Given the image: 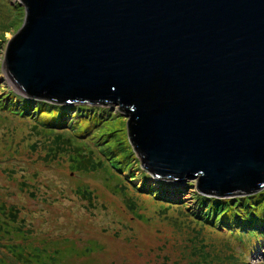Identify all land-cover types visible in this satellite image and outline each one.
<instances>
[{"label": "water", "instance_id": "obj_1", "mask_svg": "<svg viewBox=\"0 0 264 264\" xmlns=\"http://www.w3.org/2000/svg\"><path fill=\"white\" fill-rule=\"evenodd\" d=\"M4 72L23 97L124 109L156 179L264 189V0H19Z\"/></svg>", "mask_w": 264, "mask_h": 264}, {"label": "rangeland", "instance_id": "obj_2", "mask_svg": "<svg viewBox=\"0 0 264 264\" xmlns=\"http://www.w3.org/2000/svg\"><path fill=\"white\" fill-rule=\"evenodd\" d=\"M24 20L19 0H0V202L14 207L18 222L34 232L32 244L58 242L55 247L65 250L60 264H204L209 252L220 261L213 264H264V190L201 203L196 179L154 178L142 169L117 105L37 101L31 119L7 108L22 110L26 99L4 72L7 43ZM59 134L72 145L55 146ZM74 145L103 161V168L72 170ZM114 185L123 192H114ZM84 189L90 202L79 193ZM226 213L233 221L232 215L246 214L238 217L244 229L225 225ZM247 235L255 239L245 246ZM85 248L89 253L73 251Z\"/></svg>", "mask_w": 264, "mask_h": 264}, {"label": "trees", "instance_id": "obj_3", "mask_svg": "<svg viewBox=\"0 0 264 264\" xmlns=\"http://www.w3.org/2000/svg\"><path fill=\"white\" fill-rule=\"evenodd\" d=\"M24 100L25 104L22 105V110H19V107H13L8 106V109H12L13 111L17 112L18 114L23 113L24 116L28 118H34L33 111L31 108H33L31 105L36 103L37 101L44 102L43 99H33V98H26L22 99ZM46 102V101H45ZM0 105L3 107V104L0 103ZM30 105V106H29ZM74 105V104H73ZM87 105V104H85ZM112 104H98L94 106H110ZM21 106V105H18ZM92 106V105H89ZM118 110L122 113H124V109L117 106ZM36 116V115H35ZM37 119L41 121L38 117ZM42 123V121H41ZM35 128V127H33ZM36 129V128H35ZM55 146H67L70 147L72 144L69 140H64L63 135L59 134L54 139ZM91 153H88V155H85L84 147L82 145H74L72 156H70V168L72 170L76 171H96L98 169H102L101 164L103 161H101L99 158L96 161L93 159ZM119 162V161H118ZM113 163H116V160H113ZM125 165L123 164L122 167ZM147 171V170H144ZM116 174V173H115ZM117 178H122L120 174H116ZM167 181V179H164ZM123 183L128 185L126 181L123 180ZM164 185V181L159 182V185ZM122 191L123 187H119L118 185H114L113 191ZM264 190V189H263ZM79 193H81V196L84 199H87L89 202L91 201V192L84 189L82 191L79 190ZM194 195L200 199L201 203L205 201H211V198L215 197L214 195H203L200 194V192H195ZM245 196V195H244ZM233 199V198H232ZM228 203L230 202L229 199L226 200ZM126 207L129 211L134 212L135 209V202L134 200H131L130 198L125 200ZM230 210V209H229ZM246 212L248 211V208L245 207ZM17 210L13 207L6 206L5 203L0 202V264H60V260H62L63 252L59 248L55 247L58 245V242H55V240H37L39 245L32 244L33 240H35V234L34 232L29 228H25L24 224L21 222H18V214ZM246 215V214H244ZM244 215H238V217H243ZM234 218V221L231 219V216L228 215V213L224 214V224L230 225L233 223L232 227L236 230L240 228L238 224V217L235 218L234 215H232ZM208 220L207 218H205ZM231 226V225H230ZM228 227V226H227ZM256 228V227H255ZM244 229V228H241ZM239 229V230H241ZM231 229L229 230V234L231 233ZM239 234V233H238ZM240 235V234H239ZM248 238L245 237L244 245L247 246L248 242H251L254 237H251L250 235H247ZM51 248V249H50ZM50 249V250H49ZM97 250V248H96ZM73 251L76 254L80 253H89L90 249L85 248L84 250H76L73 249ZM207 260H205L204 264H213L214 261L220 262L218 258H215L212 253L209 252L206 253ZM76 256V255H75Z\"/></svg>", "mask_w": 264, "mask_h": 264}]
</instances>
